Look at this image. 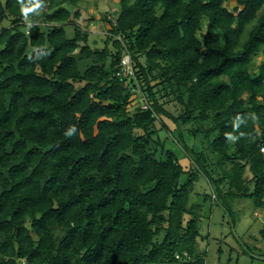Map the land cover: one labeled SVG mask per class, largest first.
<instances>
[{
	"label": "trees",
	"instance_id": "16d2710c",
	"mask_svg": "<svg viewBox=\"0 0 264 264\" xmlns=\"http://www.w3.org/2000/svg\"><path fill=\"white\" fill-rule=\"evenodd\" d=\"M84 1L0 0V264H207L200 174L264 210V0H120L102 48Z\"/></svg>",
	"mask_w": 264,
	"mask_h": 264
},
{
	"label": "rangeland",
	"instance_id": "374dc122",
	"mask_svg": "<svg viewBox=\"0 0 264 264\" xmlns=\"http://www.w3.org/2000/svg\"><path fill=\"white\" fill-rule=\"evenodd\" d=\"M120 0H85L81 3L82 16L78 21L90 30L89 44L92 47L102 48L106 45L105 35L100 31H106V23L102 20V15L109 11L115 18V11L119 8ZM230 8L234 7V2L228 3ZM116 9V10H115ZM115 10V11H114ZM93 22V23H92ZM95 23V24H94ZM105 29V30H104ZM68 36L73 35L72 28H67ZM112 46L111 43H108ZM263 55L256 57L258 62L263 60ZM86 61H81V68L85 69ZM139 94L135 92V96ZM138 103H132L131 110L138 108ZM166 108L179 115L181 108L174 103H169ZM170 127H175V123L166 120ZM186 128L185 126H182ZM158 136L161 141H166L180 158V162L187 169L191 167V161L185 156L180 145L173 141L171 135L156 126ZM155 138L157 136L155 135ZM194 138L188 136L187 140L192 145ZM198 149L200 142L196 140ZM185 173L180 182L187 180ZM212 187L204 175H199L195 183V190L191 193L190 204L201 203L203 205L202 217L200 221L201 236L197 240V253L205 256L207 264H264V210L254 206L253 199L237 198L231 201V211H227L216 200L210 198ZM208 195V198H205Z\"/></svg>",
	"mask_w": 264,
	"mask_h": 264
},
{
	"label": "built area",
	"instance_id": "2783aa9c",
	"mask_svg": "<svg viewBox=\"0 0 264 264\" xmlns=\"http://www.w3.org/2000/svg\"><path fill=\"white\" fill-rule=\"evenodd\" d=\"M24 20L27 22L28 17L25 16ZM117 38L122 41V37L117 36ZM120 65H121V70H119L117 74L121 77H125L126 80L131 84V89L133 92V103L139 102L138 108L150 109L151 104L147 100L142 88L140 87V84H139L138 79H137L134 63L132 61V57L130 56V54L128 52H126L125 55L123 56ZM135 92L138 93L139 95L135 96ZM154 115L156 116L155 112H154ZM260 135H261L260 152L264 158V130H261ZM177 257H179V256H177Z\"/></svg>",
	"mask_w": 264,
	"mask_h": 264
},
{
	"label": "crops",
	"instance_id": "0c3cea01",
	"mask_svg": "<svg viewBox=\"0 0 264 264\" xmlns=\"http://www.w3.org/2000/svg\"><path fill=\"white\" fill-rule=\"evenodd\" d=\"M119 7H120V4H119ZM116 10V9H115ZM114 10V11H115ZM118 11H119V8H117V10L115 11V15H117V13H118ZM109 13V11L107 12V14ZM106 14V13H105ZM103 16V15H102ZM102 18V17H101ZM103 20V19H102ZM106 24H107V22L106 21H104ZM93 23V22H92ZM95 24V23H94ZM107 28H108V24L106 25V31L104 32V31H100V34H102V36L103 35H105L106 34V32H107ZM105 30V29H104ZM105 39H106V37H105Z\"/></svg>",
	"mask_w": 264,
	"mask_h": 264
}]
</instances>
